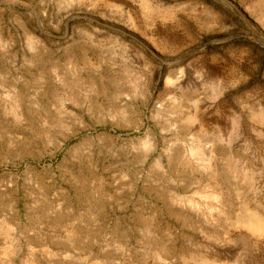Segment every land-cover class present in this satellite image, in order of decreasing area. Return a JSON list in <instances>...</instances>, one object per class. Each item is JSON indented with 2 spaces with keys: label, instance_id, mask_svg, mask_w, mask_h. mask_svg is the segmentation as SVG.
I'll use <instances>...</instances> for the list:
<instances>
[{
  "label": "rangeland",
  "instance_id": "1",
  "mask_svg": "<svg viewBox=\"0 0 264 264\" xmlns=\"http://www.w3.org/2000/svg\"><path fill=\"white\" fill-rule=\"evenodd\" d=\"M0 264H264V44L230 7L0 0Z\"/></svg>",
  "mask_w": 264,
  "mask_h": 264
},
{
  "label": "water",
  "instance_id": "2",
  "mask_svg": "<svg viewBox=\"0 0 264 264\" xmlns=\"http://www.w3.org/2000/svg\"><path fill=\"white\" fill-rule=\"evenodd\" d=\"M225 3L231 10L235 13V15L244 22L247 28L251 31V33L262 43L264 44V36L255 29L252 22L247 18V16L230 0H221Z\"/></svg>",
  "mask_w": 264,
  "mask_h": 264
},
{
  "label": "bare ground",
  "instance_id": "3",
  "mask_svg": "<svg viewBox=\"0 0 264 264\" xmlns=\"http://www.w3.org/2000/svg\"><path fill=\"white\" fill-rule=\"evenodd\" d=\"M246 221H248V226H250L252 229H259L262 224L260 222V219L256 217V215L253 213H249V216L247 217Z\"/></svg>",
  "mask_w": 264,
  "mask_h": 264
}]
</instances>
